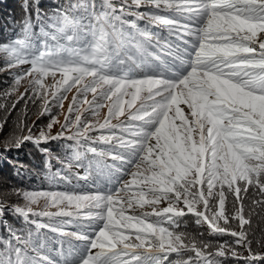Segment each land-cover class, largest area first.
<instances>
[{
  "label": "snow or ice",
  "instance_id": "obj_1",
  "mask_svg": "<svg viewBox=\"0 0 264 264\" xmlns=\"http://www.w3.org/2000/svg\"><path fill=\"white\" fill-rule=\"evenodd\" d=\"M21 8L0 40V130L23 102L3 151L30 144L50 186L0 196V264H264V0Z\"/></svg>",
  "mask_w": 264,
  "mask_h": 264
},
{
  "label": "trees",
  "instance_id": "obj_2",
  "mask_svg": "<svg viewBox=\"0 0 264 264\" xmlns=\"http://www.w3.org/2000/svg\"><path fill=\"white\" fill-rule=\"evenodd\" d=\"M15 1L16 0H0V40H4L5 38L9 36H14L16 32H18L19 30L17 22L20 21L23 16L21 5L24 2V0H17L18 3L20 4L18 5V8L13 12V14H9V16L5 15L6 13L4 12V10H2L3 7H9L6 5H12V3H14ZM29 2L33 4L37 2L43 3L42 10L46 12H51L55 6H57L58 4L62 2V0H29ZM4 9L7 10L6 8ZM8 11L10 13L12 9H9ZM8 80L9 78L5 74L0 73V88H2L4 86V82ZM2 116H3V113H0V117ZM15 120H16V117H14L13 119H8V123L4 126L3 130H0V137L7 129L8 125L10 124L14 125ZM13 129H14V126H13ZM11 135L12 133L8 131L7 132L8 137L6 139H8ZM52 147H56V148L53 149ZM0 148L2 149V152L0 151V179H2V183H10V182L4 181L5 176L3 174L8 173V170L11 169L12 174L19 176L20 183L31 185L30 187H39L38 185L50 186L49 181L45 178L46 176L45 169L42 170L41 173H39L40 174L39 176H43L44 180L33 183L32 180L30 179V173H34V171H36L34 170V168L40 167V166H35V165L32 166L30 164L32 162L28 161V158L26 157L27 155L32 154L30 151L33 147L30 144L20 149H12L8 152L3 151V144L0 145ZM51 149H52V155H54L53 152H56L59 155V159L55 157L59 163L56 162V160H54L53 158H51V161H50L51 171L55 173L58 169H60L62 170V172L68 173L69 170L67 168H64L63 165L61 164V161L65 160V149L59 144H54V142H52L51 144ZM35 152L37 151L35 150ZM34 154L36 155V159L39 162L42 160V162L47 163L46 158L42 156L41 154H39V152L34 153ZM16 157H21V158L19 160V159H16ZM9 161H15L19 165H23V167L22 168L13 167L12 164L9 163ZM76 163L77 162H73L72 167H71V172L72 173L78 172L80 175H83L84 170L82 168H78L76 166ZM26 179H29L30 181H27ZM72 182L76 183L75 179H73ZM81 183H83V181H81ZM9 220L10 222H13L11 218H9ZM191 221L192 220L186 219V223H189ZM193 228L200 230V232H203L207 239H217V237L208 236L205 230L206 226H195L193 224ZM261 228H264V223H261L259 217H253L251 232L255 233L256 238H261V232H260ZM251 232H250V235H251ZM253 247L255 249L256 245L254 244ZM258 250L264 251V248H261Z\"/></svg>",
  "mask_w": 264,
  "mask_h": 264
},
{
  "label": "rangeland",
  "instance_id": "obj_3",
  "mask_svg": "<svg viewBox=\"0 0 264 264\" xmlns=\"http://www.w3.org/2000/svg\"><path fill=\"white\" fill-rule=\"evenodd\" d=\"M20 3H18V1L16 0L14 3H12V5H6V6H9V7H3L2 10H4V12L6 13L5 15L9 16V14H13V12L18 8V5ZM41 5L43 3H40ZM43 6V5H42ZM4 8H6L7 10H5ZM9 9H12V11L9 13ZM23 89H21L22 91ZM71 96V94H69V97ZM67 101L65 102V111L67 109ZM23 108V102H21V104L17 105V110H14L12 112V114L9 116L8 119H13L14 117H17V115L19 114V109H22ZM106 111V110H105ZM101 115H103V112L101 113ZM60 119L63 120V116H60ZM36 121L37 124H40L41 126L45 123H47V117H41V118H37V108L36 106L34 105H31L29 104L28 106V117H27V122L29 124H31L32 121ZM13 126L12 124L8 125L7 129L5 130V132L1 135L0 137V145L3 144L4 140H6V138L8 137L7 136V132H11L13 133L14 129H13ZM56 129H54L55 131ZM54 144H59L61 145L64 149H65V141H55ZM53 149L56 148V147H52ZM33 150V151H32ZM0 151L2 152V149L0 148ZM32 154H29L27 155L26 157L28 158V161L32 162L30 163L32 166H40V167H37V168H34V173H30V179L32 180L33 183L35 182H39V181H42L44 180V177L43 176H39L42 172V170H46V173L48 171V169L46 168V163L45 162H42V160L39 162L37 159H36V155L34 153H37L35 152V149L32 148L31 151H30ZM40 154V153H39ZM54 155H52V158L54 160L57 161V159L55 157H59V155L56 153V152H53ZM21 157H16V159H19L20 160ZM23 160V159H22ZM64 161V160H63ZM59 163V162H58ZM24 172V171H22ZM38 172V173H37ZM76 173V172H75ZM38 174V176H37ZM5 176V180L6 182H10V183H2V179H0V196H2L3 194L5 193H8L11 191L12 188H24V189H40V188H43V189H47L49 186H46V185H38L39 187H30L31 185H27V184H23V183H20L19 182V176L18 175H14L12 174L11 172V169L8 170V173H5L3 174ZM27 181H30L29 179H26ZM63 185H60V188L61 190L63 189ZM12 199L14 200L15 197H12ZM53 211H55V209H51ZM193 221L187 223L188 225V230L189 231H193V232H200V230H197V229H194L193 228ZM206 230V229H205ZM207 232V231H206Z\"/></svg>",
  "mask_w": 264,
  "mask_h": 264
}]
</instances>
